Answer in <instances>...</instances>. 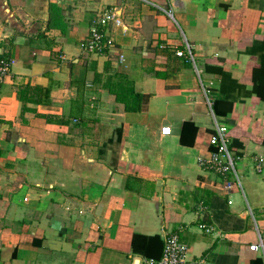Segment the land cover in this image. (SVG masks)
I'll return each instance as SVG.
<instances>
[{"label":"crops","instance_id":"0c3cea01","mask_svg":"<svg viewBox=\"0 0 264 264\" xmlns=\"http://www.w3.org/2000/svg\"><path fill=\"white\" fill-rule=\"evenodd\" d=\"M170 6L177 24L136 0H0V57L12 64L0 86V264H144L173 233L189 264H264L250 251L264 240V0ZM114 7L123 26L103 28L104 55L85 53ZM185 41L195 64L176 55ZM109 77L142 95L139 112ZM26 86L41 91L24 111ZM203 86L245 157L244 193L203 168L215 129Z\"/></svg>","mask_w":264,"mask_h":264},{"label":"built area","instance_id":"2783aa9c","mask_svg":"<svg viewBox=\"0 0 264 264\" xmlns=\"http://www.w3.org/2000/svg\"><path fill=\"white\" fill-rule=\"evenodd\" d=\"M139 3L152 8L156 12L167 15L174 23L175 10L173 6L166 7V4H171L174 0H136ZM120 7L104 11L94 23L91 28L89 36L82 44L83 51L90 55L102 56L110 46V42L105 39L103 28L109 24L116 27H122L123 15ZM185 50L177 51L176 55L187 58L191 63L195 64V48L187 41L184 42ZM122 62L125 61L123 55L120 56ZM11 60L7 56L0 57V86L3 85L11 76ZM205 100L210 110V115L214 118L215 129L211 139L212 151L209 159L202 161L203 168L211 173L216 174L223 184V188L228 193L241 192L244 193L243 179L244 172L239 168L240 164L245 161V157L236 156L230 149V130L227 126L221 125L215 119L213 112V98L212 92L207 87H202ZM256 162L257 172L263 169L264 156L254 157ZM202 230L207 233L212 231L209 226H200ZM250 251L261 252L264 256V240L260 241L250 247ZM187 255V248L180 242L177 233L170 234L165 239V247L163 255L160 259H148L144 264H189ZM203 259L196 262V264H204Z\"/></svg>","mask_w":264,"mask_h":264},{"label":"trees","instance_id":"16d2710c","mask_svg":"<svg viewBox=\"0 0 264 264\" xmlns=\"http://www.w3.org/2000/svg\"><path fill=\"white\" fill-rule=\"evenodd\" d=\"M99 77L97 73H95V78ZM121 77V76H120ZM105 87L109 88L111 93L116 96V99L119 103L124 104L126 111L129 112H139L141 110L140 104L142 101V95L137 93L134 86L130 83L126 85H122L121 82L119 84L112 81L109 77L107 82L105 83ZM41 89L38 87H22L18 91V98L21 102H23L25 111L26 105L29 102H38L36 98L40 94ZM49 123L51 124H59V125H69L70 121L65 119H57L55 117L46 116L45 117Z\"/></svg>","mask_w":264,"mask_h":264}]
</instances>
